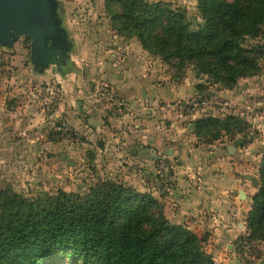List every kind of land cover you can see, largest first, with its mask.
I'll list each match as a JSON object with an SVG mask.
<instances>
[{"label":"rangeland","instance_id":"rangeland-1","mask_svg":"<svg viewBox=\"0 0 264 264\" xmlns=\"http://www.w3.org/2000/svg\"><path fill=\"white\" fill-rule=\"evenodd\" d=\"M106 1L50 0L57 36L46 38V60L33 58L26 33L0 40V189L34 198L59 190L84 193L111 179L152 195L178 224L170 214L183 198L180 180L197 189L205 171L222 173L229 191L206 192L204 210L190 213L200 226L191 231L205 240L217 264H264V241L248 227L264 160V54L250 77L254 91L240 82L226 89L192 65L179 72L149 54L118 31ZM145 1L170 4L200 20L196 0ZM256 43L264 40L249 38L245 46ZM132 54L137 66L142 63L139 72L148 73L142 78L153 96L136 106L117 86ZM160 93L170 98H157ZM208 119L229 121V128L209 126L198 134L197 125ZM142 123L145 132L135 128ZM153 127L155 138L142 141ZM57 264L72 263L61 258Z\"/></svg>","mask_w":264,"mask_h":264},{"label":"trees","instance_id":"trees-1","mask_svg":"<svg viewBox=\"0 0 264 264\" xmlns=\"http://www.w3.org/2000/svg\"><path fill=\"white\" fill-rule=\"evenodd\" d=\"M200 20L162 2L107 0L118 31L179 72L190 65L226 89L256 76L264 43V0H196ZM227 120L239 122L235 117ZM229 121L199 122L229 128ZM248 227L264 241V160ZM205 240L171 223L152 195L111 179L84 193H43L34 198L0 189V264H217Z\"/></svg>","mask_w":264,"mask_h":264},{"label":"crops","instance_id":"crops-1","mask_svg":"<svg viewBox=\"0 0 264 264\" xmlns=\"http://www.w3.org/2000/svg\"><path fill=\"white\" fill-rule=\"evenodd\" d=\"M139 47L141 48L140 44L138 45V48ZM127 48H130V47L127 46ZM141 50L143 49L141 48ZM141 55L144 56L145 53ZM136 57L137 55L134 56L133 54L129 56V60L127 63L128 66L127 68H125L126 70H124V73H121L118 76L119 79H122L121 83L117 84V86L122 90L121 92L124 94L125 98H127L128 100H131L132 106H134L135 104H137L138 102L142 100H145V99L149 100L153 97L151 93V87L149 85V80H144V78H142L143 75L147 76L148 73H146L145 71L139 72L140 71L139 68L142 65V63H140L139 66H137L138 62L140 61L138 60V57L137 58ZM251 79L252 78H245L239 81L240 82L239 85L240 86L242 85L243 90H246L247 92L255 90V86H253L254 81ZM247 83L249 84L247 85ZM160 94L161 96H157V98L159 99H163L167 101V98H170V96H167L166 93H160ZM173 96L181 97L182 95L179 94L178 96H176L174 94ZM139 111H140V108L138 109V113ZM144 126H145L144 123H142L141 125H135V128L137 130L141 129L143 132H145L146 127ZM153 129L154 127L152 128V131H148L150 133H146L144 136L141 137L142 141L145 139L148 140L149 138H155L153 137V134H154ZM136 141L138 142L139 138L135 139V142ZM133 155H134V152H133ZM228 179L229 177H227V175H224L222 173H214L210 171H205V173H203V175L200 177L201 183L197 189L192 187L189 184L188 179L186 178L184 180L181 179L179 183V186L181 187V189H179L178 194L181 193L182 195L180 194V196L183 198L178 201V204L176 206V211L170 214V218L172 220L174 219L173 221H175L176 223L182 224L186 226L187 228H189L190 230L197 232L198 231L197 227L199 228L200 226L197 223L198 221L196 222L190 213L198 212L200 209L204 210L203 207H201V204L203 205L202 202H203L204 196L207 195L206 192L208 193L215 192L214 194H216L217 190L218 191H229L230 184L228 182ZM189 180L192 181L191 178ZM182 192L185 193L186 195H184ZM239 193L240 191H238V195ZM192 209H195V210H192ZM203 224H205V222H203L202 225Z\"/></svg>","mask_w":264,"mask_h":264},{"label":"water","instance_id":"water-1","mask_svg":"<svg viewBox=\"0 0 264 264\" xmlns=\"http://www.w3.org/2000/svg\"><path fill=\"white\" fill-rule=\"evenodd\" d=\"M50 0H0V40H9L16 33H26L32 38L33 58H50L46 52V38L56 37V28L50 23ZM238 143L229 146L228 151L233 154ZM254 186L258 180L247 176ZM246 198L244 191L239 193Z\"/></svg>","mask_w":264,"mask_h":264},{"label":"built area","instance_id":"built-area-1","mask_svg":"<svg viewBox=\"0 0 264 264\" xmlns=\"http://www.w3.org/2000/svg\"><path fill=\"white\" fill-rule=\"evenodd\" d=\"M103 95H104V93H103Z\"/></svg>","mask_w":264,"mask_h":264}]
</instances>
